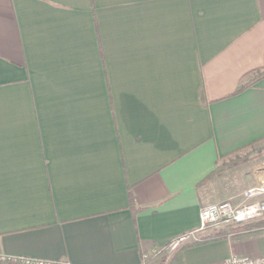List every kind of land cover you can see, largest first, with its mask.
Instances as JSON below:
<instances>
[{
	"label": "crops",
	"instance_id": "0c3cea01",
	"mask_svg": "<svg viewBox=\"0 0 264 264\" xmlns=\"http://www.w3.org/2000/svg\"><path fill=\"white\" fill-rule=\"evenodd\" d=\"M263 68L264 0H0V253L142 264L243 204L264 168L205 179L264 141V78L233 94ZM231 255L264 258V234L182 264Z\"/></svg>",
	"mask_w": 264,
	"mask_h": 264
},
{
	"label": "built area",
	"instance_id": "2783aa9c",
	"mask_svg": "<svg viewBox=\"0 0 264 264\" xmlns=\"http://www.w3.org/2000/svg\"><path fill=\"white\" fill-rule=\"evenodd\" d=\"M263 193L264 186L251 188L245 192V202L240 206L223 201L203 207L199 212L197 229L177 236L161 247L143 250L141 252V263L145 264L161 252L171 255L187 244L198 243L209 231L230 225L247 224L264 218V200L260 202L250 201L253 196ZM0 264H69V262L0 253ZM223 264H264V258L231 255L224 260Z\"/></svg>",
	"mask_w": 264,
	"mask_h": 264
},
{
	"label": "trees",
	"instance_id": "16d2710c",
	"mask_svg": "<svg viewBox=\"0 0 264 264\" xmlns=\"http://www.w3.org/2000/svg\"><path fill=\"white\" fill-rule=\"evenodd\" d=\"M243 82L241 85L235 90L233 94H237L249 87H251L257 80L264 78V68L256 71H252L251 73L245 75L243 77ZM248 78L250 80H248ZM247 79V81H244ZM237 155L235 154V158L229 161H222L218 164L213 172H211L207 179L213 178L215 175L220 174L221 172L235 167L239 165L237 161ZM127 197L129 202V209L135 215L139 210L135 208L133 202V195L130 189L127 190ZM264 234V218L259 219L257 221H253L251 223L242 224V225H230L227 227H222L220 229L214 230L207 235H204L200 242L198 243H191L181 247L175 253L168 255L164 252H161L153 259H150L145 264H182V251L185 248L202 245L206 243L221 241V240H239V239H246L253 236H260Z\"/></svg>",
	"mask_w": 264,
	"mask_h": 264
},
{
	"label": "rangeland",
	"instance_id": "374dc122",
	"mask_svg": "<svg viewBox=\"0 0 264 264\" xmlns=\"http://www.w3.org/2000/svg\"><path fill=\"white\" fill-rule=\"evenodd\" d=\"M251 149H246L240 152L237 155V161L240 165L245 164L244 166L250 167V169H254L256 166L258 168H264V141L257 144V147H250ZM233 158V157H232ZM231 160V158H229ZM259 183H257V187ZM251 188L253 186H250ZM249 190V188H247Z\"/></svg>",
	"mask_w": 264,
	"mask_h": 264
}]
</instances>
